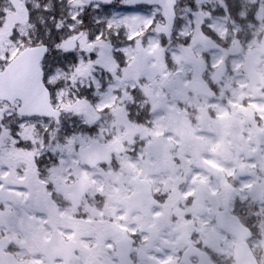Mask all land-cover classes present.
Listing matches in <instances>:
<instances>
[{"label": "snow or ice", "instance_id": "snow-or-ice-1", "mask_svg": "<svg viewBox=\"0 0 264 264\" xmlns=\"http://www.w3.org/2000/svg\"><path fill=\"white\" fill-rule=\"evenodd\" d=\"M0 264H264V0H0Z\"/></svg>", "mask_w": 264, "mask_h": 264}, {"label": "flooded vegetation", "instance_id": "flooded-vegetation-1", "mask_svg": "<svg viewBox=\"0 0 264 264\" xmlns=\"http://www.w3.org/2000/svg\"><path fill=\"white\" fill-rule=\"evenodd\" d=\"M241 111H245L246 112L247 110L246 109H242Z\"/></svg>", "mask_w": 264, "mask_h": 264}]
</instances>
